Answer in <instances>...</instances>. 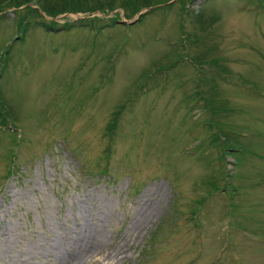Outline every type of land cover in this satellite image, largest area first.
<instances>
[{
  "label": "rangeland",
  "instance_id": "1",
  "mask_svg": "<svg viewBox=\"0 0 264 264\" xmlns=\"http://www.w3.org/2000/svg\"><path fill=\"white\" fill-rule=\"evenodd\" d=\"M1 121L0 264H264V0L2 7Z\"/></svg>",
  "mask_w": 264,
  "mask_h": 264
},
{
  "label": "trees",
  "instance_id": "2",
  "mask_svg": "<svg viewBox=\"0 0 264 264\" xmlns=\"http://www.w3.org/2000/svg\"><path fill=\"white\" fill-rule=\"evenodd\" d=\"M28 0H0V9L2 8V7H6V6H19V5H21L22 3H25V2H27ZM50 10V9H49ZM50 12V11H49ZM111 22L112 23H116L117 24V22L119 23V21H116L115 19L114 20H111ZM81 23V25H83V26H86L87 28H93L95 25H97L96 24V22L95 21H93V19H89V21H86V22H80ZM111 23V24H112ZM109 25H110V22L108 23ZM119 112V111H118ZM116 114H117V112H116ZM117 115H115L112 119V122H110L109 124H107L106 125V133L107 134H109L110 136H112V134H114V131L116 130V126H117V123H116V117ZM5 126V124L1 121L0 122V129H2L3 127ZM217 139V138H216ZM15 158V155H13L12 157H10V159L12 160V159H14ZM13 167H10L9 168V172H10V174H12L13 173Z\"/></svg>",
  "mask_w": 264,
  "mask_h": 264
},
{
  "label": "bare ground",
  "instance_id": "3",
  "mask_svg": "<svg viewBox=\"0 0 264 264\" xmlns=\"http://www.w3.org/2000/svg\"><path fill=\"white\" fill-rule=\"evenodd\" d=\"M94 248V247H93ZM92 249V248H91ZM96 249V248H95ZM91 251V250H90ZM83 252V251H82ZM95 254H96V252H95ZM86 256V255H85ZM84 257H82V253H79V254H77L76 256H75V258H74V260H73V264H79L81 261H82V259H83ZM83 262V261H82ZM87 264V263H86Z\"/></svg>",
  "mask_w": 264,
  "mask_h": 264
},
{
  "label": "water",
  "instance_id": "4",
  "mask_svg": "<svg viewBox=\"0 0 264 264\" xmlns=\"http://www.w3.org/2000/svg\"><path fill=\"white\" fill-rule=\"evenodd\" d=\"M120 22H126L125 20H121ZM131 22H133V21H130V22H128V23H131Z\"/></svg>",
  "mask_w": 264,
  "mask_h": 264
}]
</instances>
